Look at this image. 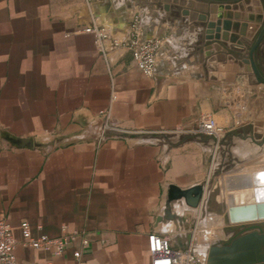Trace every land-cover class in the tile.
<instances>
[{
    "label": "crops",
    "instance_id": "obj_1",
    "mask_svg": "<svg viewBox=\"0 0 264 264\" xmlns=\"http://www.w3.org/2000/svg\"><path fill=\"white\" fill-rule=\"evenodd\" d=\"M258 4L242 0L223 12L243 21L260 15ZM210 7L203 0H0V218L14 228L21 264H152L149 235L174 241L194 230L201 211L184 201L173 203L184 224L158 222L169 187L213 185L222 149L242 157L235 150L254 136L252 112L236 125L230 98L243 89L254 94L244 62L252 37L243 47L206 40L197 16ZM94 22L123 39L137 27L143 40L160 39L158 74L146 75L130 49L110 42L108 64L84 31ZM250 24L249 33L257 21ZM110 107L114 128L104 131L100 113ZM208 117L224 128L220 140L187 131ZM23 221L36 236L78 230L94 240L58 256L25 246Z\"/></svg>",
    "mask_w": 264,
    "mask_h": 264
},
{
    "label": "water",
    "instance_id": "obj_2",
    "mask_svg": "<svg viewBox=\"0 0 264 264\" xmlns=\"http://www.w3.org/2000/svg\"><path fill=\"white\" fill-rule=\"evenodd\" d=\"M203 1L211 3L209 13L197 16L198 20L205 23L206 40H229L243 47L248 42L250 23L263 22L244 62L254 73L256 81L264 85V73L256 60L257 49L264 38V18L251 13L245 16V20L239 21V14L223 12L225 9L231 10L235 3L242 0ZM183 15L189 16L190 11L183 10ZM232 30L237 33L228 34ZM20 143L25 145L28 141L21 140ZM260 170L264 171V151L227 170L213 185L205 182L185 189L171 185L164 212L158 217V222L179 220L184 224L183 217L173 208V203L178 201H184L189 208L200 209L201 217L206 214L223 216L225 237L209 246L206 264H264V186L256 181ZM244 189L250 194V200H236V194Z\"/></svg>",
    "mask_w": 264,
    "mask_h": 264
},
{
    "label": "built area",
    "instance_id": "obj_3",
    "mask_svg": "<svg viewBox=\"0 0 264 264\" xmlns=\"http://www.w3.org/2000/svg\"><path fill=\"white\" fill-rule=\"evenodd\" d=\"M84 31L95 36V42L108 64L110 59L108 58L107 42H110L113 49H130L135 63L146 75L156 76L158 74L159 52L163 46V42L160 39L148 38L143 40L139 27L136 28L131 38L123 39L114 33L111 26L96 22L86 27ZM242 95L241 91L236 99L233 95L230 96L236 125H242L245 119V111L247 110L246 105L241 100ZM100 114L103 117V130L114 128L112 126L111 107L107 110H102ZM187 131L214 136L219 140L225 132L224 128L219 127L214 119L209 117L204 118L195 128ZM20 231L22 243L25 246L53 250L54 254L58 256L64 255L69 245L73 242H80L81 246H87L94 240V237L90 234L78 230L64 233L58 237H52L47 234L36 236L28 221L21 222ZM17 244L18 241L10 220L7 217H1L0 264H21L16 255ZM193 244L194 242L191 241L187 248L176 247L173 244L172 237L153 233L149 235V251L152 255V264H206L207 250L202 253L197 252ZM77 257L80 258L81 253H78Z\"/></svg>",
    "mask_w": 264,
    "mask_h": 264
},
{
    "label": "rangeland",
    "instance_id": "obj_4",
    "mask_svg": "<svg viewBox=\"0 0 264 264\" xmlns=\"http://www.w3.org/2000/svg\"><path fill=\"white\" fill-rule=\"evenodd\" d=\"M257 1L259 2L258 4L259 5L258 12H260L259 16L264 18V0H257ZM262 27H263V22L259 21L257 22V24H255V27L251 29L249 36L252 37L251 38L252 40L247 44L246 57L249 56L250 49L254 44ZM256 60L260 69L264 73V38L261 43L260 51L258 57H256ZM247 81L253 83V87L255 89L254 94L252 95H250L249 93L247 94L246 89H243L242 90L243 95L241 96V100L243 101V104H245L247 107L244 118H246V116L247 118H249V111L252 112L251 114L252 123L250 126L252 127L251 129H252V133H254V136L252 138V142H249L248 140L250 145L249 147H247V149L242 147L241 150H239V148L235 150L237 154H239L243 158L250 156L251 154L254 153L258 154L264 151V144L260 145V143H264V85L256 81V78L252 71L249 72V78ZM250 146H252L251 147L252 150ZM242 157H238L236 155L234 156V154L231 153L230 148L225 149V151L224 149H222L221 154L218 155L217 164H215V168L213 169V175L217 171L215 179L217 180L220 175L225 174L227 172V168H229L228 166L232 164L234 161H236L238 158L242 159ZM223 168L226 169L224 170ZM236 195L237 197H235V199L238 201L250 200V194L246 189L241 190V192H238ZM185 207H187L186 204ZM189 212H190L189 210H185L184 212L187 218L191 216ZM187 225L188 224L186 223L185 226L187 227ZM224 226H225L224 221L221 222L220 218L212 216L210 214H206L205 216H202V218L196 217V219H193L194 230H189L190 228H188L189 231L185 232L184 233L185 235H177L176 239L173 241V244L176 247H178L180 245L182 246L189 244V241L190 243L191 241H193L194 242L193 247L196 249L197 252L202 253L208 249L209 245L212 244L211 242H213L214 239L218 240L220 238L225 237L223 231Z\"/></svg>",
    "mask_w": 264,
    "mask_h": 264
},
{
    "label": "bare ground",
    "instance_id": "obj_5",
    "mask_svg": "<svg viewBox=\"0 0 264 264\" xmlns=\"http://www.w3.org/2000/svg\"><path fill=\"white\" fill-rule=\"evenodd\" d=\"M258 176L256 177L257 183L261 184L264 186V171L260 170L257 172ZM262 196L264 197V192L262 193ZM210 217V216H209ZM222 221H223V216H221Z\"/></svg>",
    "mask_w": 264,
    "mask_h": 264
},
{
    "label": "flooded vegetation",
    "instance_id": "obj_6",
    "mask_svg": "<svg viewBox=\"0 0 264 264\" xmlns=\"http://www.w3.org/2000/svg\"><path fill=\"white\" fill-rule=\"evenodd\" d=\"M261 46V45H260ZM260 46L258 47L257 49V52H256V57H258V54H259V51H260ZM262 71V70H261Z\"/></svg>",
    "mask_w": 264,
    "mask_h": 264
}]
</instances>
